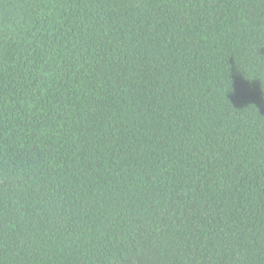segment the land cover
<instances>
[{
	"label": "trees",
	"instance_id": "16d2710c",
	"mask_svg": "<svg viewBox=\"0 0 264 264\" xmlns=\"http://www.w3.org/2000/svg\"><path fill=\"white\" fill-rule=\"evenodd\" d=\"M0 264H264V0H0Z\"/></svg>",
	"mask_w": 264,
	"mask_h": 264
}]
</instances>
